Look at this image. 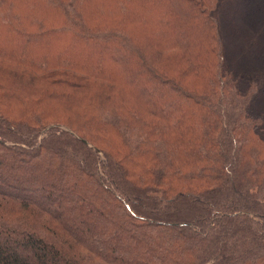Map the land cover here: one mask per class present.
Listing matches in <instances>:
<instances>
[{"label": "trees", "instance_id": "16d2710c", "mask_svg": "<svg viewBox=\"0 0 264 264\" xmlns=\"http://www.w3.org/2000/svg\"><path fill=\"white\" fill-rule=\"evenodd\" d=\"M0 264H264V0H0Z\"/></svg>", "mask_w": 264, "mask_h": 264}]
</instances>
